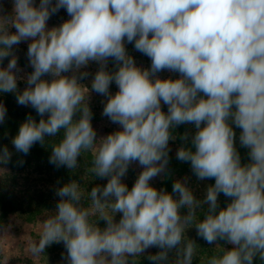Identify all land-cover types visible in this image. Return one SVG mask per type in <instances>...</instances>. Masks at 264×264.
<instances>
[{"label":"clouds","instance_id":"obj_1","mask_svg":"<svg viewBox=\"0 0 264 264\" xmlns=\"http://www.w3.org/2000/svg\"><path fill=\"white\" fill-rule=\"evenodd\" d=\"M61 9L67 19L49 26ZM21 43L26 73L15 54ZM6 93L40 118L20 123L14 152L0 147V172L14 154L50 142L55 168L76 177L90 154L89 183L106 181L89 190L81 178L58 180L31 256L62 242L63 264H194L201 247L187 233L195 228L216 249L202 264H264V0H0ZM92 93L118 126L103 136L92 123ZM6 115L0 102V124ZM177 140L175 158L191 175L169 192L153 181L172 175ZM133 164L141 170L129 187ZM13 226L0 221V236Z\"/></svg>","mask_w":264,"mask_h":264},{"label":"trees","instance_id":"obj_2","mask_svg":"<svg viewBox=\"0 0 264 264\" xmlns=\"http://www.w3.org/2000/svg\"><path fill=\"white\" fill-rule=\"evenodd\" d=\"M7 60H5L6 62ZM18 64L27 67L28 71L31 68L27 64V57L22 56L18 58ZM19 87V86H18ZM23 89V87H19ZM0 102H3L7 108V115L5 122L0 124V147L7 145L11 151L14 152L10 140L15 136L18 131V127L21 122L24 121L28 114H32L39 120V116L36 115L35 110L30 107H25L18 105L16 102V97L12 93H6L0 95ZM94 113L93 126L99 130L100 118L98 114ZM188 126L181 125L177 129V133L184 132L185 128ZM175 148L179 144V140L176 142H170ZM51 144L46 143L45 147L36 143L30 149L27 156L23 154H14L12 160L5 166L7 174L0 172V221H5L10 215L19 214L24 222L27 224H32L44 218L47 215V210H52L59 197L55 196L54 188L59 180L61 184L68 182L72 178H81L83 182V187L91 189L95 183H106L105 180L97 179L92 183V176L88 170L87 160L90 159V154H86L85 163L82 164L79 172L76 173V177H72L66 168H55L52 164L48 162L50 155ZM242 157H244L246 150L240 149ZM170 164L169 170L172 175L165 180H160L158 187H164L169 192L172 188V182L177 179V174H181L188 169L187 163H181L175 158V151L170 152ZM19 159H23L24 163L22 165L17 164ZM208 183H213L212 180H207ZM46 184H50L46 186ZM131 187V185H129ZM221 201L224 197L221 195ZM196 242L200 245L201 249H198L199 255L197 257V262L194 264H202L203 259L209 255L215 253L213 245L207 244L204 240L198 238ZM223 243V242H221ZM62 247V248H61ZM64 249L62 243H54L49 246L45 252L52 253L54 250ZM65 250V249H64ZM157 250H152L154 253ZM141 264H150L146 259H142Z\"/></svg>","mask_w":264,"mask_h":264},{"label":"rangeland","instance_id":"obj_3","mask_svg":"<svg viewBox=\"0 0 264 264\" xmlns=\"http://www.w3.org/2000/svg\"><path fill=\"white\" fill-rule=\"evenodd\" d=\"M3 3L6 6H8V0H3ZM62 19H67V14L64 11V9H61L57 14L51 17V19L49 20V26L60 23ZM127 48L130 54L134 56L138 64H142L144 66H148L150 64V60L143 54L136 52L131 44L127 45ZM26 52H27V43H21L15 49V54L18 56V58L22 56L26 57ZM6 63L7 61L5 62V65ZM19 66L23 69L24 73L29 72L27 67L21 65ZM95 68L96 65L92 64L90 66L89 71L94 72ZM161 75L162 77L167 76L168 73H162ZM18 86L24 87L25 84L23 81H21L18 83ZM111 90L113 92L116 91L115 85L112 86ZM102 100L103 97L99 96L98 94L96 93L91 94L90 106L92 108V111L97 113L98 117L100 118V126H99V130L97 131L98 136L106 135L118 127L117 125L110 123L107 117H104L102 115V109H103ZM236 131L237 133H239V129H236ZM170 147L173 151L176 152L175 146L170 144ZM140 170L141 169L135 164L130 166L128 174L124 178L128 186L132 185V183L136 178V174ZM185 175H191L189 166L186 171H184L181 174L180 173L177 174V178H181ZM160 180L161 178L157 177L153 181L155 187H158V183ZM192 182L193 184L196 183L195 177H192ZM205 184H209L208 181L200 182V187L197 188L198 196L202 194L203 186ZM46 186L50 187V184L48 185L46 184ZM42 219L43 218H40L39 220H37L32 224H27L26 222H24V219L19 214H13L10 215L4 221L5 223L12 222L14 226L10 230L11 235L0 236V264H63L62 253L65 252L64 249L63 251L60 249L54 250L52 253L45 252V254H41L39 257H33L28 252V246L31 244L33 240L38 239L39 237V233L42 228V223H41ZM101 224H103V222H101ZM187 235L195 240L199 238L196 236L195 228L190 229ZM152 250H157V249L155 248L150 249L149 252H151Z\"/></svg>","mask_w":264,"mask_h":264}]
</instances>
